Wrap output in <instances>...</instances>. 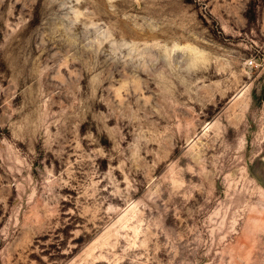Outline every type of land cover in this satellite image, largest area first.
Instances as JSON below:
<instances>
[{"label": "rangeland", "instance_id": "rangeland-1", "mask_svg": "<svg viewBox=\"0 0 264 264\" xmlns=\"http://www.w3.org/2000/svg\"><path fill=\"white\" fill-rule=\"evenodd\" d=\"M0 264H264V0H0Z\"/></svg>", "mask_w": 264, "mask_h": 264}, {"label": "built area", "instance_id": "built-area-1", "mask_svg": "<svg viewBox=\"0 0 264 264\" xmlns=\"http://www.w3.org/2000/svg\"><path fill=\"white\" fill-rule=\"evenodd\" d=\"M252 62H253V60L250 61V63H252Z\"/></svg>", "mask_w": 264, "mask_h": 264}]
</instances>
